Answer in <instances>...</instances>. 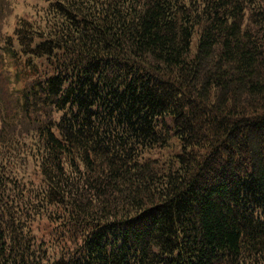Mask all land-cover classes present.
<instances>
[{
    "label": "trees",
    "instance_id": "obj_1",
    "mask_svg": "<svg viewBox=\"0 0 264 264\" xmlns=\"http://www.w3.org/2000/svg\"><path fill=\"white\" fill-rule=\"evenodd\" d=\"M9 1L0 264H264V0Z\"/></svg>",
    "mask_w": 264,
    "mask_h": 264
},
{
    "label": "rangeland",
    "instance_id": "obj_2",
    "mask_svg": "<svg viewBox=\"0 0 264 264\" xmlns=\"http://www.w3.org/2000/svg\"><path fill=\"white\" fill-rule=\"evenodd\" d=\"M15 9L11 6V1L6 3V8L8 10V14L13 17L19 15L20 17L27 15L29 9H33L36 6H46L48 4L47 0H14L13 1ZM8 14H6L8 16Z\"/></svg>",
    "mask_w": 264,
    "mask_h": 264
},
{
    "label": "bare ground",
    "instance_id": "obj_3",
    "mask_svg": "<svg viewBox=\"0 0 264 264\" xmlns=\"http://www.w3.org/2000/svg\"><path fill=\"white\" fill-rule=\"evenodd\" d=\"M141 211V210H140Z\"/></svg>",
    "mask_w": 264,
    "mask_h": 264
}]
</instances>
